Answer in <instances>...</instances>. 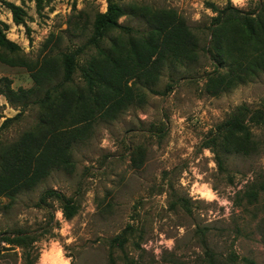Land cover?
I'll return each instance as SVG.
<instances>
[{
	"label": "rangeland",
	"instance_id": "obj_1",
	"mask_svg": "<svg viewBox=\"0 0 264 264\" xmlns=\"http://www.w3.org/2000/svg\"><path fill=\"white\" fill-rule=\"evenodd\" d=\"M107 1L0 0V31L18 47L0 53L39 67L43 59L85 44L97 15L107 12ZM112 1L126 11L117 22L131 37L149 30L131 6L175 12L197 38L199 58L191 64L168 61L155 83H136L135 100L114 120L95 119L71 148V172L54 169L33 189L0 198V264H50L45 257L51 253L67 264H111L110 255L112 264H264V193L255 202L247 197L264 178V123L254 118L264 111V72L213 96L206 85L214 66L205 52L215 16L209 5L230 4L264 17V0ZM9 4L18 8L19 24ZM112 40L125 41L126 34L109 31L103 46ZM92 54L86 50L79 65ZM1 79L13 90L33 86L26 68L0 61ZM69 86L84 88L79 71ZM234 114L244 119L256 151L223 154L219 169L205 145ZM38 117L34 103L19 107L0 95V146L33 129ZM47 190L74 200L72 219H64L58 201L37 206ZM127 226L123 249L111 248V239ZM19 233L28 237L21 246L3 242Z\"/></svg>",
	"mask_w": 264,
	"mask_h": 264
},
{
	"label": "trees",
	"instance_id": "obj_2",
	"mask_svg": "<svg viewBox=\"0 0 264 264\" xmlns=\"http://www.w3.org/2000/svg\"><path fill=\"white\" fill-rule=\"evenodd\" d=\"M107 2V12L97 15L92 36L85 44L56 58H45L39 67L0 53L1 62L26 68L33 81L29 89L13 90L6 79H1L0 82L5 83L0 95L11 105L24 107L34 103L39 108L38 123L33 129L24 132L16 141L0 146V198H14L21 191L33 189L54 169L71 172V148L90 132L95 119L114 120L135 100L133 87L136 83H155L168 61L191 64L198 60V40L175 12L131 6L132 15L140 16L149 25L145 35L131 37L130 29L117 22L126 11L112 0ZM209 6L215 16L211 18L210 45L205 52L212 60L214 71L209 75L206 90L219 96L264 72V17L244 14L230 4L223 9ZM8 7L19 24L18 8L10 4ZM109 31L126 34V40H112L108 46H103ZM0 49L12 53L18 47L7 41L0 31ZM86 50H93L95 55H90L80 66L79 57ZM77 71L83 80V89L69 86ZM130 80H134L132 86L128 85ZM19 115L6 119L1 129ZM254 118L264 123V111ZM205 148L212 150L219 169L223 168V154L247 156L256 151L244 119L237 114L215 128ZM254 188L247 195L250 202L264 193V178ZM49 200L61 204L65 220L75 216L77 207L72 198L47 190L40 196L37 206L44 207ZM130 229L127 226L111 239L110 247L122 250L128 242ZM25 238L28 237L24 233H19L3 242L19 247ZM110 263H113L111 255Z\"/></svg>",
	"mask_w": 264,
	"mask_h": 264
},
{
	"label": "bare ground",
	"instance_id": "obj_3",
	"mask_svg": "<svg viewBox=\"0 0 264 264\" xmlns=\"http://www.w3.org/2000/svg\"><path fill=\"white\" fill-rule=\"evenodd\" d=\"M45 261L49 262L50 264H67L63 261L59 254H50L49 256L45 257Z\"/></svg>",
	"mask_w": 264,
	"mask_h": 264
}]
</instances>
